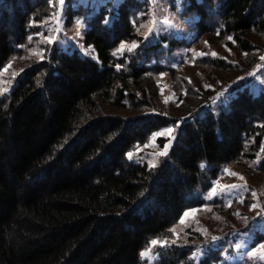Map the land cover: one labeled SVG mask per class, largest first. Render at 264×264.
<instances>
[{
	"label": "trees",
	"instance_id": "16d2710c",
	"mask_svg": "<svg viewBox=\"0 0 264 264\" xmlns=\"http://www.w3.org/2000/svg\"><path fill=\"white\" fill-rule=\"evenodd\" d=\"M56 2L0 0V71ZM66 4V21L83 14ZM146 4L121 0L107 24L103 4L83 33L92 56L53 45L0 98V264H143L152 240L167 237L186 209L207 204L202 193L223 166L261 155L264 168V89H238L216 109L209 104L218 92L195 93L200 101L187 104L186 116L148 110L157 95L149 72L159 70L147 58L184 40L159 34L144 44L134 19ZM181 6L183 16L194 17L196 35L229 38L245 53L256 49L255 35H264V0ZM130 41L140 49L118 57V46ZM227 67L220 59L215 68ZM103 103L119 111L106 112ZM177 123L155 167L128 159L154 131ZM194 249L191 242L159 248L155 264H226L220 247H208L197 262Z\"/></svg>",
	"mask_w": 264,
	"mask_h": 264
},
{
	"label": "rangeland",
	"instance_id": "374dc122",
	"mask_svg": "<svg viewBox=\"0 0 264 264\" xmlns=\"http://www.w3.org/2000/svg\"><path fill=\"white\" fill-rule=\"evenodd\" d=\"M56 1L54 12L44 21L36 24L38 25L36 30L21 46L22 53L13 56L1 69L0 98L6 97L16 85L23 70L41 60L53 45L65 50L77 49L82 54L92 56L91 46L83 43V33L87 27L86 19L100 6L106 4L108 11L106 18L111 22L116 6L121 0H64L62 5L59 0ZM66 3H69L72 8L79 7L83 14L75 15L66 21ZM146 3L134 19L136 31L142 35L144 44L156 41L159 34L184 40L183 46L178 49L170 51L164 49L163 53H155L147 58L146 65H149L152 70H159L149 72L157 90V95L152 98L154 109H148L149 111L172 112L186 116L187 104L192 109L194 102L200 101L199 96L194 95L195 93L218 92L216 98L209 104L216 109L226 105L238 89L246 87L253 94L264 89V60L261 59L264 57V35H255L256 49L245 53L236 45L230 44L229 38L220 39L214 34L196 35V32L190 28L194 17L182 15L181 0H146ZM165 20H169L176 26L168 27L163 23ZM153 25L157 31L149 35V29ZM49 38L52 40L51 43L48 42ZM122 43L125 45L123 50H121ZM122 43L115 51L118 57L124 56L129 59L130 53L135 55L136 49H140L137 46L132 51L128 50L134 43L139 45L136 41ZM212 52L217 55L212 56ZM200 53L206 54L199 55ZM220 59L229 66L227 67L229 70L215 68ZM140 62L144 60L140 59ZM241 77L244 79L239 80L238 78ZM238 84L241 85L239 88H237ZM102 107L106 112L119 111L107 103H103ZM205 107L203 105L198 109L197 114H203ZM178 124L154 131L145 143L136 145L128 152L133 153L132 158L128 159L136 162L146 161L149 164L159 162L164 156L159 153L165 150L164 145L169 144V141L173 142ZM169 128L173 129L171 135L166 132ZM262 158L261 155L252 161L241 158L223 166L218 177L213 180L211 189L202 193V197L208 201L207 204L186 209L171 227L167 237L155 239L166 241L167 246L160 244L152 246L150 243L143 251L152 249L148 256L142 257L143 264H155L159 248L187 242L195 244L192 256L196 262L207 252L208 247H220L222 262L253 264L247 253L260 243H264V240L255 239L257 232L264 235ZM231 173L238 175L233 176ZM241 176L244 177L243 180L240 179ZM228 185L238 187L219 195L211 191L213 187H216L219 193L221 188ZM215 199L219 201L212 203ZM185 213L188 215L185 216ZM181 220L184 223H181ZM212 237L219 239L213 241ZM254 241L257 242L254 243Z\"/></svg>",
	"mask_w": 264,
	"mask_h": 264
},
{
	"label": "snow or ice",
	"instance_id": "6c2138e0",
	"mask_svg": "<svg viewBox=\"0 0 264 264\" xmlns=\"http://www.w3.org/2000/svg\"><path fill=\"white\" fill-rule=\"evenodd\" d=\"M59 2H60L61 5H62V4L64 3V0H59ZM108 22H109V21H108V19L106 18L105 21H104V23L107 24ZM77 23H80V22L77 21ZM163 23H164L165 25H167L168 27H175V26H176V25L172 24L169 20H165ZM155 31H157V29H156L155 25H153V27L149 29V35L152 34V33L155 32ZM77 35H78V36L80 35L79 31L77 32ZM145 39H147V36H145ZM48 42L51 43L52 40L49 38V41H48ZM137 46H138V45H136V44L134 43V44L132 45V47L129 48L128 50H129V51H132V50H133L135 47H137ZM124 48H125V45L122 43V44H121V50H123ZM205 54H206V53H200L199 55H205ZM216 55H217V54H216L215 52H212V56H216ZM245 55H247V54H245ZM261 59L264 60V57H261ZM117 67L119 68V65H118ZM238 79H239V80H242V79H244V78L241 77V78H238ZM172 131H173V129H171V128H169V129L166 130V132H167L168 135H171ZM170 143H171V141H169V144L164 145V149H165V150H164V151H161V152L159 153V155H166V154H167V151H166V150H167V148L169 147ZM132 156H133V153H128V158H129V159H131ZM152 166L155 167L154 164H153ZM231 175L236 176V175H238V174H237V173H231ZM240 179L243 180L244 177L241 176ZM237 187H238L237 185H228V186H224L223 188H221V190H220L219 193H217V191H216V187H213L211 191H212L213 194H217V195H219V194H223V193H226V192H230V191L236 189ZM252 194H253V196H255V192H253ZM253 207H255V206H253ZM187 215H188V213H185V216H187ZM181 223H184V221L181 220ZM217 239H219V238H218V237H212V240H213V241H215V240H217ZM157 244H160L161 246H167V242H166V241H158V240H155V239L151 241V245H152V246H156ZM151 251H152V249L150 248V249H148L146 252H142V253H141V256H142V257H146V256H148V255L151 253ZM247 255H248L249 259L253 262V264H264V243H260L258 246L252 248V249L247 253Z\"/></svg>",
	"mask_w": 264,
	"mask_h": 264
}]
</instances>
